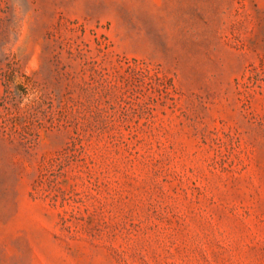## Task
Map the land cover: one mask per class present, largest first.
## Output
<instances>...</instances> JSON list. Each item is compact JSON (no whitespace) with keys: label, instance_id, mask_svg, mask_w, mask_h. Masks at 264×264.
<instances>
[{"label":"rangeland","instance_id":"374dc122","mask_svg":"<svg viewBox=\"0 0 264 264\" xmlns=\"http://www.w3.org/2000/svg\"><path fill=\"white\" fill-rule=\"evenodd\" d=\"M0 264H264V0H0Z\"/></svg>","mask_w":264,"mask_h":264}]
</instances>
